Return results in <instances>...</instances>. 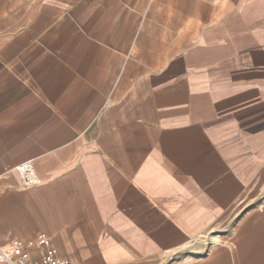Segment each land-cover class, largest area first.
Here are the masks:
<instances>
[{"label":"crops","instance_id":"obj_1","mask_svg":"<svg viewBox=\"0 0 264 264\" xmlns=\"http://www.w3.org/2000/svg\"><path fill=\"white\" fill-rule=\"evenodd\" d=\"M263 170L264 0H0L14 262L264 264Z\"/></svg>","mask_w":264,"mask_h":264},{"label":"built area","instance_id":"obj_2","mask_svg":"<svg viewBox=\"0 0 264 264\" xmlns=\"http://www.w3.org/2000/svg\"><path fill=\"white\" fill-rule=\"evenodd\" d=\"M17 170L22 178L23 185L25 187H30L34 185H38L40 183V179L37 175L36 170L34 169L33 165L30 162H24L17 166ZM48 243V242H47ZM17 247L22 246L20 241L15 242ZM7 259L12 264H74L66 259L59 257L55 250L51 247L47 250L45 254L44 260L41 263H34L29 259L27 254H22V256L14 262L10 254L6 252V250L0 245V261Z\"/></svg>","mask_w":264,"mask_h":264},{"label":"rangeland","instance_id":"obj_3","mask_svg":"<svg viewBox=\"0 0 264 264\" xmlns=\"http://www.w3.org/2000/svg\"><path fill=\"white\" fill-rule=\"evenodd\" d=\"M230 133L233 134V133H235V132H234L233 130H231ZM261 177H262V183H263V185H264V170H263V172H262ZM263 188H264V186H262V192H261V202H262V203H261V204L264 203V191H263L264 189H263ZM219 228H220V227H218L217 229H219Z\"/></svg>","mask_w":264,"mask_h":264}]
</instances>
